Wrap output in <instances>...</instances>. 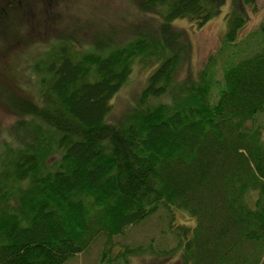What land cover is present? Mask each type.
<instances>
[{
  "label": "trees",
  "instance_id": "trees-1",
  "mask_svg": "<svg viewBox=\"0 0 264 264\" xmlns=\"http://www.w3.org/2000/svg\"><path fill=\"white\" fill-rule=\"evenodd\" d=\"M17 1L0 28L11 34L15 13L24 24L0 54L42 50L29 59L32 93L5 99L20 117L0 141V264H63L101 237L99 261H120L113 237L161 209L174 243L149 248L167 262L264 264V24L237 41L256 0H231L219 83L216 54L189 70L191 43L173 22L202 28L225 0H139L151 24L125 40L77 23L54 30L60 20ZM136 62L152 67L139 103L111 121Z\"/></svg>",
  "mask_w": 264,
  "mask_h": 264
},
{
  "label": "rangeland",
  "instance_id": "rangeland-1",
  "mask_svg": "<svg viewBox=\"0 0 264 264\" xmlns=\"http://www.w3.org/2000/svg\"><path fill=\"white\" fill-rule=\"evenodd\" d=\"M15 1L18 3L17 0ZM9 2L10 0H0V25L3 24L2 21L5 17L4 6ZM138 2L139 0H32V2L28 0L26 1V6L28 7L30 5L29 14L33 15L36 13L37 16L40 15L41 18L47 17L51 19L54 17L56 20H60L56 23L54 30L59 29L63 24L72 25L77 23L83 25V27H88L85 28V31L89 33L90 30H94L97 33L110 32L114 38L125 40L132 35V31L134 28H137L138 25L143 23L151 24V18L139 11ZM230 9L231 0H225V4L221 7V12L211 18L202 28H197L195 24L185 18L177 19L173 22L175 29L186 32L189 37L192 51L189 70L196 73L202 68L210 55L216 54L215 80L218 83L222 81L221 57H224L217 55V52L223 44V35L226 30L225 14L229 12ZM244 9H246L248 14L247 22L237 36L238 42L239 40H244L250 32L259 29L260 26L264 24V0H256L254 9L251 6H245ZM15 11L17 10L15 9ZM34 20H36V18ZM34 20H32L33 23L31 22L29 24L35 25ZM6 21L13 23L11 26L8 22V27L11 26L12 31L11 34H9L10 32H7V29L5 32H2L3 30L0 28V49H2V41L8 37H12L19 31V27L14 29V25H22V20L20 17L18 18L17 13L13 15L11 20L5 19V22ZM29 24L25 23L30 29ZM52 29L53 25H50L46 30V34L52 31ZM43 32L45 31L39 32L37 28L31 33L28 39L34 38L35 35L41 37L40 33ZM4 34L7 37H4ZM8 40H12V38H8ZM41 46V44L37 45L35 49H31L30 53L29 50L27 54H20V51H17V55L10 59L5 58V48L0 54V141H2L3 137L9 138L7 133L10 129V125L15 119L20 117V115L17 114L18 112L8 107V103L5 99L11 95L28 96L26 93L31 92V90H29L31 86H26L27 82H32L33 80L30 75L29 63H31V58L42 50L40 49L42 48ZM15 48L17 49V46L13 47L16 51ZM151 68V66L138 62L133 64L129 79L111 101L112 109L108 116L109 120L123 122L124 117L127 116L126 113L139 103L140 92L146 85L147 77L151 73ZM184 74L185 73H181L180 77L184 76ZM257 118V123L263 126L264 111L258 114ZM161 210L162 211L153 214L140 224L129 227L123 234L114 236L109 254L117 258L122 255L123 258L120 259V261L114 260L111 263H104L176 264V258L174 257L170 259V262H167V257L163 258L154 254L152 251L150 252L149 244L151 241L156 243L155 246H153L155 249L161 247L171 248L174 243L167 232V212L163 209ZM176 220L189 225H194L195 222L194 219L183 212H176ZM93 241L86 250L69 257L63 264H104L99 261L103 246V238L94 239ZM126 247L131 248V250H136V248H141L142 250L125 251ZM124 260H126V262H124Z\"/></svg>",
  "mask_w": 264,
  "mask_h": 264
}]
</instances>
